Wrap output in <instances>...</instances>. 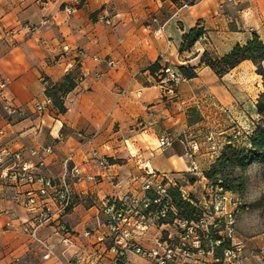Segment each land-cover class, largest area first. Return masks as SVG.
Listing matches in <instances>:
<instances>
[{"label": "crops", "instance_id": "1", "mask_svg": "<svg viewBox=\"0 0 264 264\" xmlns=\"http://www.w3.org/2000/svg\"><path fill=\"white\" fill-rule=\"evenodd\" d=\"M69 3L0 0V80L7 85L0 89V150L20 152L37 175L60 179L65 171H80L69 180L74 204L61 219L72 233L67 243L56 224L40 227L37 238L26 231L35 226L38 214L25 206L26 194L38 186L16 183L0 166V264H59L58 258L75 257L84 259L76 264H119L110 241L97 240L108 230L103 200L118 193L115 183L121 182L123 191L143 195L149 168L178 179L205 209L209 181L204 173L216 154L207 149L211 143L204 127L215 122L211 116L219 117L216 140L222 145L225 139L219 136L235 137L230 116L244 124L248 116L259 117L264 84L257 66L245 60L219 77L201 59L205 52L223 57L254 35L264 43V0H82L73 14L65 10ZM28 24L35 29H26ZM159 24L164 29L158 35ZM195 28L204 29L203 37L181 52L183 36ZM64 46L71 51L65 54ZM156 62L161 69L153 74L150 67ZM168 66H191L197 76L171 89L161 81ZM43 77L53 86L67 77L75 83L62 97L64 112L54 104L37 110L49 97ZM7 102L21 114L8 116ZM193 115L200 119L192 120ZM161 137L171 144L160 147ZM192 141L201 146L194 158L199 173L190 171ZM45 202L56 209L54 201ZM176 234L171 223L150 229L138 244L150 249L157 237ZM41 242L55 256L45 259ZM244 244L242 264H264V236ZM127 260L153 264L132 251ZM211 261L212 255L196 254L176 264Z\"/></svg>", "mask_w": 264, "mask_h": 264}, {"label": "built area", "instance_id": "2", "mask_svg": "<svg viewBox=\"0 0 264 264\" xmlns=\"http://www.w3.org/2000/svg\"><path fill=\"white\" fill-rule=\"evenodd\" d=\"M190 1L193 2V0ZM81 2L82 0H70V3L65 6V10L69 14H73ZM100 19L107 24L111 23L110 19L104 17H100ZM153 21L157 22L156 19ZM25 28L31 31L35 29L29 24L25 25ZM163 29L164 26L159 24V28L155 31L156 34L159 35ZM70 51L69 46L63 47L65 54ZM79 55L82 56L84 53L79 51ZM60 57L62 58L63 55ZM94 60H98V58L94 57ZM109 64L113 65V62L109 61ZM161 75L162 83L169 84L171 89L187 79L180 70L170 66L164 68ZM42 81L46 90L53 86L44 77ZM6 86V83L0 80V89L3 90ZM52 104V98L47 97L46 102L38 103L36 108L38 111H44L47 106ZM4 110L10 117L21 114L17 107L8 102L4 105ZM208 141L212 144L211 149H216L211 135L208 137ZM159 144L160 147H165L170 145L171 141L168 137H161ZM200 148L198 141L190 143L189 156L193 159L190 171L193 173L198 170L194 158ZM106 162V158L101 160L102 164H106ZM0 166H4L5 176L16 183L38 186L37 190H31L26 194L25 206L38 213L35 226L30 229L26 227V231L37 238V231L40 227L46 224H56L59 231L67 236L64 241L69 243V236L72 233L69 227L62 223L61 219L73 207L74 203L69 180L71 177L76 178L80 171L78 169H74L71 173L65 171L60 179L37 175L34 167L23 159L20 152L12 153L5 149L0 150ZM146 175L149 178L142 185L143 195L123 191L122 183L116 182L115 187L119 189L118 193L107 196L103 200L108 230L98 234L97 240L99 242L110 241L109 248L115 254L117 263L130 264L127 260L130 251L151 259L153 264H176L184 262L196 254L212 255L210 264H241L243 262V243L237 241L236 238V213L239 201L235 194L225 191L221 186L209 184L206 208L201 209L195 201L191 200L194 205L202 210V214L197 221L189 222L180 218L171 196L170 190L174 188L178 189L185 199L189 198L178 179H171L166 174L156 173L149 168H147ZM45 200L54 201L57 205L56 209L49 206ZM171 223L176 226V235H169L167 238L157 237L154 247L150 249L138 244L139 237L150 229H161ZM211 230H214L219 237L211 238ZM87 235H91V233ZM227 239L231 241V247L225 249L222 256H216L215 248L222 245ZM204 241L205 244H203ZM41 244L46 250L45 259L55 256L46 244L43 242ZM82 261H84L82 257L65 260L58 258L59 264H76ZM185 264H190V262H185Z\"/></svg>", "mask_w": 264, "mask_h": 264}, {"label": "trees", "instance_id": "3", "mask_svg": "<svg viewBox=\"0 0 264 264\" xmlns=\"http://www.w3.org/2000/svg\"><path fill=\"white\" fill-rule=\"evenodd\" d=\"M171 1L180 3L185 0ZM203 35V28H195L186 33L183 36L181 52L191 49ZM201 60L204 64L211 67L219 77L229 73L241 62L251 60L257 66V72L262 76L264 84V43L258 35H254L253 39L244 45L237 44L230 53L223 57L215 58L205 52ZM160 69L161 65L159 62L154 63L150 67V71L153 74ZM179 70L186 78L191 79L197 76L195 69L191 66H181ZM74 87L75 83L70 77H67L64 83L59 86H52L47 90L48 96L52 98L54 106L60 112L66 110L62 97ZM257 112L260 119L253 132L242 138V142L237 141V138H230L210 169L205 171V177L211 185L221 186L225 191L233 194H241L245 189V172L248 167L255 161L264 163V92L258 99ZM170 192L180 218L189 222L197 221L200 218L202 210L191 202L194 199H185L178 189L171 188ZM210 237L216 239L219 236L214 230H211ZM205 243L204 241L203 244ZM230 247L231 241L228 239L224 240L222 245L215 248L216 256H222L223 251Z\"/></svg>", "mask_w": 264, "mask_h": 264}, {"label": "rangeland", "instance_id": "4", "mask_svg": "<svg viewBox=\"0 0 264 264\" xmlns=\"http://www.w3.org/2000/svg\"><path fill=\"white\" fill-rule=\"evenodd\" d=\"M210 118L215 119V122L212 121L211 124L206 125L204 127L203 132L204 133L208 132L209 133L208 137L210 135L213 137V142H215L214 145H216V149H211L212 144L209 145L210 147L207 146V149L209 152L212 153L214 152L216 154L214 156L215 157L214 162H215V160L220 155L225 144L228 143L229 139L233 137H228V135L230 134L224 133L223 136H219V137H223L225 140L223 141L222 145L219 144L218 141L216 140L218 137L216 135L221 133V131H219L220 130L219 121H218L219 117L211 116ZM199 119L200 118L197 115L192 116V120H199ZM257 119H260V116L259 117L248 116V121H247L248 125H247L244 124V121L241 122V120L235 119L233 116H230L228 118L229 129L230 131H232L233 136H235L234 138H237L236 139L237 141L242 142L243 140L242 138H244L247 134H249V132H251L253 128H255L257 124L256 123ZM226 139L228 140L226 141ZM200 150L198 151V153L200 152ZM195 163L198 167V170L195 173H199L200 167L196 161ZM213 163L209 165L208 169H210ZM245 176H246V185L243 193L235 194L236 198L239 201V205L236 213V238L237 241H240L243 244L245 243L246 240L251 239L252 237L264 236V163L261 161H255L253 164H251L248 167V169L245 172ZM190 198L194 199V201L196 200V196L194 194H190L188 199Z\"/></svg>", "mask_w": 264, "mask_h": 264}]
</instances>
